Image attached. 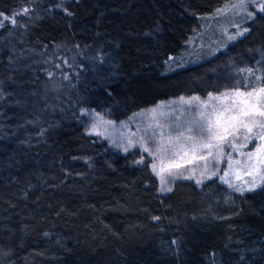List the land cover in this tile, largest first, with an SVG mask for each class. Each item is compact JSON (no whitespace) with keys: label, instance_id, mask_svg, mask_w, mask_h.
Masks as SVG:
<instances>
[{"label":"trees","instance_id":"obj_1","mask_svg":"<svg viewBox=\"0 0 264 264\" xmlns=\"http://www.w3.org/2000/svg\"><path fill=\"white\" fill-rule=\"evenodd\" d=\"M229 1L0 0V13L29 5L0 27V264H264V180L238 191L175 178L162 192L147 158L79 120L84 107L121 120L179 95L264 87L258 9L234 42L200 34L212 51L185 57Z\"/></svg>","mask_w":264,"mask_h":264},{"label":"rangeland","instance_id":"obj_2","mask_svg":"<svg viewBox=\"0 0 264 264\" xmlns=\"http://www.w3.org/2000/svg\"><path fill=\"white\" fill-rule=\"evenodd\" d=\"M65 1L58 0L54 7L63 9ZM263 2L264 0H256L255 5L249 3L245 10L240 7L233 8V4L239 5V0H232L205 17L206 22L204 21V26L202 25L203 31L199 29L189 41V44L194 46L200 42V45L195 47L199 52L195 55H185L186 58L188 57L187 60L199 58V53L204 49L212 51L209 45L213 40L202 44L199 39L200 34L208 39L216 37V41L234 37L229 40L230 42L228 41V44L241 37L242 35L237 33L243 32L244 34V29H249L247 22L254 18L257 11L254 9H258V5ZM24 8L29 9V5H23L11 13L3 14L13 17L14 13H20ZM225 8V11L217 12L218 9ZM248 12H254V16L249 18ZM15 17L13 18L15 19ZM0 20H3V24L10 22L4 20L3 17H0ZM223 44L224 42H220L214 45V49L219 50ZM195 48H189L187 53H191ZM181 56H175V61H181ZM176 65L179 66L177 62ZM254 88L258 94V90L262 87H236L204 96L198 94L179 95L136 110L121 120L112 119L106 112L84 107L80 111L79 120L86 133L99 140L107 141L112 148L120 152H126L125 149L133 150L138 153L141 160L147 158L152 172L153 164H156L157 172L163 167L167 187L175 178L192 176L193 180L203 182L216 177L230 188L246 191L259 187L264 180L262 179L264 177V139L258 137V134L264 132V129L253 123V121L264 123V116L259 115L264 111V100L258 102L257 94L249 97L247 95L237 96L235 93L236 91L248 93ZM245 101L247 103H244ZM241 110L248 111L252 115L242 116L240 115ZM201 112L205 116L213 113L211 116L213 123L219 119L218 130L220 135L225 136L224 141L213 142L219 147L211 149V156L208 155L209 149L197 148L193 151L192 141L187 139L189 136H193L197 140L200 139L197 123L201 120ZM221 113L223 115H220ZM231 116H237L244 120L252 127V132L248 133L246 128L239 127L233 134L230 128L232 121L229 117ZM224 129H227V132ZM245 136H251L252 139L246 140ZM177 137H179L178 141ZM204 139L207 140V136ZM145 147L152 155L144 152ZM258 149H260L259 152ZM249 153L252 155L249 156ZM200 157H204V159H200ZM169 170L173 173L172 175L167 174ZM213 172L215 175H212ZM153 174L159 179L160 190L162 187L160 176L155 172ZM221 177L224 179L222 180ZM254 183L257 185L255 188L252 187Z\"/></svg>","mask_w":264,"mask_h":264},{"label":"snow or ice","instance_id":"obj_3","mask_svg":"<svg viewBox=\"0 0 264 264\" xmlns=\"http://www.w3.org/2000/svg\"><path fill=\"white\" fill-rule=\"evenodd\" d=\"M249 3L255 5L256 4V0H239V5L233 4L232 7L233 8L240 7V8H244L246 10L247 5ZM226 8H227V6H226ZM226 8L225 9H218L217 12L219 13V12L225 11ZM258 10H259L260 13H264V3H260L258 5ZM28 11H29V9L24 8V9L21 10L20 13H14L13 17L16 16V15L27 14ZM247 15H248L249 18H252L254 16V12H248ZM0 17H3L4 20H9L12 24L16 23V20L13 17L4 16L3 13H0ZM2 26H3V20H0V27H2ZM247 31H248V29H244V32H247ZM237 34L238 35H243V32H238ZM232 38H234V37H230V39H232ZM241 71H244V70L242 69ZM247 71L249 73L253 72L252 69H247ZM254 94H257V90L255 88L251 92H248V93H241L239 91H236V93H235V95H237V96L247 95L249 97L253 96ZM222 95H224V94H222ZM210 97H211V94H210ZM195 99H199V98H195ZM217 99H219V98L217 97ZM257 100H258V102L264 100V87H262V88H260L258 90ZM244 103H247V102L245 101ZM212 115H213V113H209L207 116H205V114L203 112L200 113L201 120L197 123V131L200 134V139L197 140L193 136L187 137L188 140L192 141L191 148H192L193 151H195L197 148L209 149V153H208L209 156L212 155L211 149H213L214 147H219L218 144H215L213 142L214 141H224L225 140V136L220 135V131L218 130V127H219V124H220L219 119H217V121L215 123H213V121L211 119ZM220 115H223V113H221ZM240 115L249 116V115H252V113H250L248 111L241 110ZM259 115L264 116V111L260 112ZM229 119L232 121V123L230 125V128H231V132L233 134L237 131V129L239 127L246 128L248 133L252 132V127H250L247 123H245L244 120L239 119V117L231 116V117H229ZM253 123L255 125H257L258 127H260L261 129H264V123H259L258 121H253ZM214 129H216V130H214ZM189 131H191V129H189ZM224 131L227 132V129H224ZM205 136H207V140L204 139ZM258 137L260 139H264V132L259 133ZM176 139L178 141L179 137H177ZM245 139L250 141L252 139V137L251 136H245ZM233 147H235L234 144H233ZM125 151H127V149H125ZM157 151H160V149H157ZM257 151L259 152L260 149H258ZM144 152L148 153L149 155H152V153L149 151V149L147 147L144 148ZM248 155L251 156L252 154L249 153ZM200 159H204V157H200ZM140 162L141 161H137V163H140ZM162 163L163 162L161 161V164ZM152 170L158 176H160L161 185H162V187L160 188V191H162V192H164V191L170 192L172 189L170 187L166 186L167 185V180H166V178L164 176L165 169L163 167H161L160 171L157 172V166H156V164H153L152 165ZM167 174L168 175H172L173 173L169 170ZM212 175H215V173L213 172ZM185 178L186 179H192L193 177L192 176H188V177H185ZM221 179L223 180L224 177H221ZM262 179H264V177H262ZM196 182L200 183L201 181L197 180ZM252 187L255 188V187H257V185L254 183ZM249 190H252V189H249ZM155 219H159V218L157 217Z\"/></svg>","mask_w":264,"mask_h":264}]
</instances>
